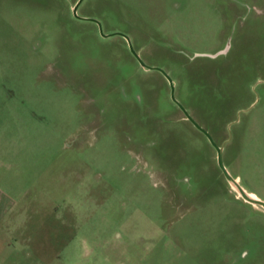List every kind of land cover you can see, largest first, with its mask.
Here are the masks:
<instances>
[{
    "label": "rangeland",
    "instance_id": "obj_1",
    "mask_svg": "<svg viewBox=\"0 0 264 264\" xmlns=\"http://www.w3.org/2000/svg\"><path fill=\"white\" fill-rule=\"evenodd\" d=\"M78 2L0 0L6 263L264 264V0Z\"/></svg>",
    "mask_w": 264,
    "mask_h": 264
},
{
    "label": "water",
    "instance_id": "obj_2",
    "mask_svg": "<svg viewBox=\"0 0 264 264\" xmlns=\"http://www.w3.org/2000/svg\"><path fill=\"white\" fill-rule=\"evenodd\" d=\"M84 0H79V2L76 4V6L74 7L73 9V14L74 16L77 18V19H83L81 18L79 15H78V8L79 6L81 5V3L83 2ZM86 20H90V21H93L95 22L98 27H99V30L101 32V35L103 37H110V36H114V35H119V36H122L123 38H125L129 44V48H130V51L131 53L138 59V61L140 62V64L142 65V67L144 68H147V69H156V68H149L145 65V63L142 61V59L140 58V56L136 53V51L134 50L133 46H132V43H131V40L129 37L123 35V34H120V33H115V34H111V35H104L103 34V31H102V25L99 21H96V20H93V19H86ZM158 71H160L169 81L170 85H171V89H172V100L179 106V108L183 111V113L185 114L186 118L195 126V128H197L200 132H202L207 138L208 140L215 145L212 137L210 136V134L208 132H206L203 128H201L197 123L196 121L192 118V116L181 106V104L176 100L175 98V88H174V85H173V82L172 80L169 78V76L161 69H156ZM216 150H217V159H218V165H219V168L222 170L224 176L226 177V179L228 180V182L230 183V185L232 186V188L237 191L235 189V187L238 189V194L240 197L243 198V200L249 204H253V205H259L261 207L264 208V202L259 200V199H253L249 196L248 193H246V191L240 186V184L237 182V180L235 178H233L231 176V174L228 172L225 164H224V161H223V150H224V147H218L216 146Z\"/></svg>",
    "mask_w": 264,
    "mask_h": 264
},
{
    "label": "crops",
    "instance_id": "obj_3",
    "mask_svg": "<svg viewBox=\"0 0 264 264\" xmlns=\"http://www.w3.org/2000/svg\"><path fill=\"white\" fill-rule=\"evenodd\" d=\"M1 218V217H0ZM13 234V232H2V235L3 236H8V237H10L11 235ZM6 244H10V247H11V242H8V243H6ZM6 250V251H5ZM5 253V255L7 256V257H9V258H11V255H12V253H13V248L11 249V248H9V249H6V248H3V247H1L0 246V264H14V263H6L7 261V258L6 259H4V254ZM2 255H3V258H2Z\"/></svg>",
    "mask_w": 264,
    "mask_h": 264
},
{
    "label": "bare ground",
    "instance_id": "obj_4",
    "mask_svg": "<svg viewBox=\"0 0 264 264\" xmlns=\"http://www.w3.org/2000/svg\"><path fill=\"white\" fill-rule=\"evenodd\" d=\"M237 182H238V180H237ZM239 183V182H238ZM235 189L238 191V189L235 187ZM247 193V192H246ZM249 196L251 197V198H253V199H257V198H255V197H253L252 195H250L249 194Z\"/></svg>",
    "mask_w": 264,
    "mask_h": 264
},
{
    "label": "flooded vegetation",
    "instance_id": "obj_5",
    "mask_svg": "<svg viewBox=\"0 0 264 264\" xmlns=\"http://www.w3.org/2000/svg\"><path fill=\"white\" fill-rule=\"evenodd\" d=\"M122 37V36H121ZM125 39V38H124ZM126 40V39H125ZM127 41V40H126ZM128 43V42H127ZM129 45V44H128ZM130 49V48H129ZM239 182V181H238ZM238 193V192H237ZM249 194V193H248ZM253 197H255L254 195H252ZM256 198V197H255Z\"/></svg>",
    "mask_w": 264,
    "mask_h": 264
}]
</instances>
